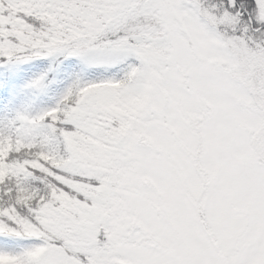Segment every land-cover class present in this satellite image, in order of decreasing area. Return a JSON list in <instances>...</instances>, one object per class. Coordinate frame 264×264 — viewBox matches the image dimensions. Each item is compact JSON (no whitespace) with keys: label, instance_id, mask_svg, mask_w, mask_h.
<instances>
[{"label":"snow or ice","instance_id":"obj_1","mask_svg":"<svg viewBox=\"0 0 264 264\" xmlns=\"http://www.w3.org/2000/svg\"><path fill=\"white\" fill-rule=\"evenodd\" d=\"M0 69V264H264V0H0Z\"/></svg>","mask_w":264,"mask_h":264},{"label":"trees","instance_id":"obj_2","mask_svg":"<svg viewBox=\"0 0 264 264\" xmlns=\"http://www.w3.org/2000/svg\"><path fill=\"white\" fill-rule=\"evenodd\" d=\"M52 67L54 66L51 65L49 61L45 60L32 61L28 64L22 65L20 68V76L16 83L18 86L23 85L43 73H48L49 78H51L52 72L50 71V68ZM2 71L3 69H0V72ZM0 91L3 90L0 89Z\"/></svg>","mask_w":264,"mask_h":264},{"label":"rangeland","instance_id":"obj_3","mask_svg":"<svg viewBox=\"0 0 264 264\" xmlns=\"http://www.w3.org/2000/svg\"><path fill=\"white\" fill-rule=\"evenodd\" d=\"M0 115H2V113H0Z\"/></svg>","mask_w":264,"mask_h":264}]
</instances>
